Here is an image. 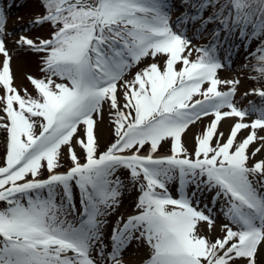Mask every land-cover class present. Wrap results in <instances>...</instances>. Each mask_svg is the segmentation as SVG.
<instances>
[{
    "label": "snow or ice",
    "instance_id": "1",
    "mask_svg": "<svg viewBox=\"0 0 264 264\" xmlns=\"http://www.w3.org/2000/svg\"><path fill=\"white\" fill-rule=\"evenodd\" d=\"M34 3L28 25H47L49 36L11 43L38 57L41 77H25L35 97L14 86L0 7V264H125L141 247L139 264H264V87L242 94L259 104L239 107L241 81L219 75L239 45L217 55L222 41L247 50L259 40L245 60L264 80V0H180L175 21L169 0ZM216 22L214 43H192ZM105 110L115 139L101 150ZM206 117L189 153L183 137ZM165 143L169 154L159 155Z\"/></svg>",
    "mask_w": 264,
    "mask_h": 264
},
{
    "label": "rangeland",
    "instance_id": "2",
    "mask_svg": "<svg viewBox=\"0 0 264 264\" xmlns=\"http://www.w3.org/2000/svg\"><path fill=\"white\" fill-rule=\"evenodd\" d=\"M170 16L171 21H175L178 16L181 15V13L184 11V8L181 6L180 3L173 4V0H170ZM11 4L12 6L9 8L8 5ZM18 5V6H17ZM0 7H3L4 12L7 15V30L13 35L8 37V47L11 49L13 54V60H12V68L14 71V86L17 87L18 91H20L21 95H24V89H27L28 93L32 95L33 97L36 96L35 91L33 90V86L30 84V82L25 78L26 75L31 74L35 77H41V73L39 71V65H38V57L33 54L25 53L22 50H18L16 48H13L12 41L17 39L19 36L24 35L29 38H47L49 36V28L47 25L42 27H36V26H30L28 25V21L31 20L34 15L40 11V9L37 7V5L34 3V0H0ZM196 25V24H195ZM195 25L189 24L188 25V32L187 35L191 38L194 36ZM27 28L25 31L24 29ZM193 29V30H192ZM207 30V29H206ZM204 30L201 34L196 36L192 40V43L196 45L197 47L202 45H211L214 43L211 37V32ZM237 39H232L225 42H221L223 44L222 47L218 48L217 55L221 59V61H224L225 56V50L229 47V45H235L234 42ZM243 42L239 41V51H234L233 55L229 58L231 60V66L225 67L219 72V75L221 78H236L241 81L239 85V92L237 94L236 100L239 101L238 106L239 107H246L248 105V101H253L256 104L260 103V98L255 95H249L246 98H242V94L245 91H248L250 89L254 88H260L259 85H255L256 80L252 79V77L256 76L257 74L252 70L251 65L255 63L253 60H245V52L250 49L251 46L254 44H251L247 50H245V47H243ZM197 56V53L193 51L192 56L189 57L190 59L194 60ZM153 62L151 59H147L144 61L143 64L140 65V67H144L145 64ZM158 63H162V61H156ZM248 64L249 67L245 68L243 65ZM181 65H177V69H179ZM137 69L132 70V74L135 73ZM129 79H131V75L128 76ZM59 82V81H58ZM226 90V89H222ZM2 91H0V95H2ZM254 118V117H253ZM210 118L206 117L202 121L197 122L195 126H191L190 130L187 131L186 135L183 137V142L188 149V152L191 153L194 149V136L198 135L203 128L209 123ZM232 125V120L227 119L226 121H222L221 126L219 128V131L223 132L225 134V137L229 133V129ZM99 135L101 137L100 140V147L101 150H104L108 145H110L112 142H114V135L112 132V126L110 124V120L107 114V110H105L104 119L100 123V132ZM246 135V133H245ZM4 136L5 134L0 131V165L3 163V157H4ZM257 145L251 146L252 148L256 147ZM79 151V149H77ZM159 155H167L169 154V145L167 143L164 144ZM264 158L261 155L258 154L257 159ZM70 161L65 156L63 161V167L59 169L60 171H64L67 169ZM46 178V173L45 177ZM121 179L125 180L127 182L126 176H122ZM178 183H173L169 186V191L173 195V197H178ZM136 200V195L134 192L131 194L125 193V195L122 198V207L120 208V214L123 215L125 218L134 213V203ZM205 202L207 200L205 199ZM3 205H0L2 207ZM113 220L115 217L112 218ZM222 219V218H221ZM203 234V231L202 233ZM222 235L221 232V225L220 223H217L215 232L212 233L213 237H218ZM146 255L144 248H139L137 251L134 248H130L127 252V254L124 257L125 264H139V261L144 258Z\"/></svg>",
    "mask_w": 264,
    "mask_h": 264
},
{
    "label": "trees",
    "instance_id": "3",
    "mask_svg": "<svg viewBox=\"0 0 264 264\" xmlns=\"http://www.w3.org/2000/svg\"><path fill=\"white\" fill-rule=\"evenodd\" d=\"M175 1V3H177V2H180V0H174ZM204 18H207V16L209 15V13L206 11V12H204ZM197 26H199V25H197ZM216 27H219V24H218V22H216L215 24H209L205 29H208V30H213L214 28H216ZM208 30H206V32L208 31ZM221 36L223 37L224 36V33L223 32H221ZM243 44V46H244V42L242 43ZM251 44H254L253 46H251L250 47V49L248 50V51H246L245 52V55L246 56H248L250 53H252V52H254L255 50H256V48H257V45L259 44V40H253V41H251V43H250V45ZM251 60V59H250ZM249 60V61H250ZM253 61H255V60H253ZM255 85H259L260 87H264V80H261V81H259V82H255Z\"/></svg>",
    "mask_w": 264,
    "mask_h": 264
}]
</instances>
